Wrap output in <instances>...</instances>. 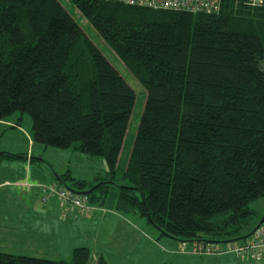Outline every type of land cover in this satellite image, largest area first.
<instances>
[{"label":"trees","instance_id":"16d2710c","mask_svg":"<svg viewBox=\"0 0 264 264\" xmlns=\"http://www.w3.org/2000/svg\"><path fill=\"white\" fill-rule=\"evenodd\" d=\"M68 1L142 86L145 103L125 185L64 173L56 177L65 187L45 186L136 214L177 242L245 238L250 204L264 198V0H220L211 13ZM134 104L129 84L58 0H0V122L28 116L33 143L99 157L112 179ZM13 160L26 157L0 153V163ZM89 259L85 247L69 261L0 252V264Z\"/></svg>","mask_w":264,"mask_h":264},{"label":"rangeland","instance_id":"374dc122","mask_svg":"<svg viewBox=\"0 0 264 264\" xmlns=\"http://www.w3.org/2000/svg\"><path fill=\"white\" fill-rule=\"evenodd\" d=\"M58 1L134 91L135 104L119 159V170L115 177L110 179L105 170V163L99 157H89L79 153L74 148L61 150L51 147L45 148L40 144L33 143L30 118L26 115L22 116L19 113H15L7 120L14 123L16 120V124L20 126L17 127L16 125L13 128H10V126L5 127L4 134L0 136V153L23 154L26 157L25 162L30 160L31 157L33 159L31 166L25 165L22 160H13L11 163L4 162L0 164V182L8 181V179L12 181L14 175L21 174L23 179L27 175L30 185L46 183L47 185L55 184L59 187H65L58 181L56 176L68 173L71 178L78 181H86L92 185L96 184L100 179V181L108 179L117 185H125L126 183L121 179L122 170H124L128 159L131 143L136 135L144 107V89L86 23L76 8L68 0ZM28 153L33 154L31 156ZM68 184L69 182H67ZM38 192L39 197L37 201L39 200L38 202L40 203L42 202L43 193L41 191ZM4 199V192L0 189V205L4 204ZM250 208L255 215L248 222L247 227L240 232V236L248 235L264 219V198L251 203ZM2 210L3 208H0V219L6 221ZM60 210L59 225H55L53 233L50 230L53 234L51 236L52 240L54 242L60 241L61 250L58 254L52 255L51 252L43 254L38 248L36 249L34 243H31L32 247L27 249L20 245L14 247L3 242V235L5 234L6 237V235H11V233H1L3 235H0V252L42 259L69 261L73 249L85 247L90 252L88 264H96L99 257L105 259L108 264H138L139 262L142 264H162L164 262L163 252L167 255V264H192L187 262H191L193 259H177L178 257L172 254L174 250H176V254L180 251V242L166 236H160L157 230L156 235L154 229L136 214L118 213L113 217L115 213L108 212L102 215V213L93 212L92 215L90 214L91 216L85 217L79 213H74L73 210H63L61 208ZM12 211L17 210L13 209ZM31 212L29 216H31ZM63 214H67V216L65 217ZM262 225L264 226V223ZM158 236L161 239L155 241V238L157 240ZM8 242L10 243V241ZM219 245L224 246L225 241L219 243ZM64 248H68L69 252L64 251ZM229 255L223 254L216 257H221L222 261L220 264H245L244 260L238 259L231 254L237 258L234 259ZM180 260H183L182 263H180ZM186 260L187 262H185Z\"/></svg>","mask_w":264,"mask_h":264},{"label":"crops","instance_id":"0c3cea01","mask_svg":"<svg viewBox=\"0 0 264 264\" xmlns=\"http://www.w3.org/2000/svg\"><path fill=\"white\" fill-rule=\"evenodd\" d=\"M16 125H17L16 120L15 123L10 120H5L0 122V136L4 134L6 126L15 127ZM19 126L20 125H17V127ZM28 154L31 155L33 153H28ZM4 162H8V161H3L0 164ZM23 162L25 165L28 164L31 166V164L28 161L27 162L23 161ZM9 163H11V161ZM105 170H106V166H105ZM24 179L21 174H17L14 175L12 181L8 179V181L0 182V189L3 190L5 197L4 202L1 201L4 204L0 205V208H3L2 212H4V216L6 218V221L0 219V235H3L1 233H9V234L11 233V235H6V237L8 238L5 237V234L3 235L4 236L3 242H6L14 247L20 245L23 248H27V249H30L32 247L31 243H34L36 249L38 248L39 251L43 254L49 252H51L52 255L58 254L61 250L60 241L54 242V240H52L51 238V236H53L52 233L53 230L55 229V225L56 226L59 225V217H60L59 212H61V210L59 208L58 201L56 198L52 197L47 202L39 203L38 202L39 200L37 201V198L39 197V192L37 187L45 186L47 184L38 183L37 185H30L27 179V175L25 176ZM13 209L17 211L13 212L12 211ZM30 211H32L31 216H29ZM93 212L102 213V215L108 212L115 213L113 217H115L118 214V212L106 210L104 208H100L97 206L96 207L94 206V209L91 211L90 214L92 215ZM63 215L65 217L67 216V214H63ZM50 230L52 231V233L50 232ZM154 231L156 232L155 229ZM160 239L161 237L158 236V239L156 240L155 238V241H158ZM8 241H10V243ZM64 251L69 252L68 248H64ZM64 251L62 250L63 253ZM172 254L173 255L175 254L176 257H178L177 259H182V258L184 260L188 258L193 259L191 260V262H187V260L185 261L187 263H192V264H220L222 261L220 259L221 257H216V256L198 257L193 255L189 250H183L181 252L179 251L177 254H176V250H174ZM229 256L233 257L234 259H237L231 254ZM163 260L164 262L162 264H167V255L164 252H163ZM182 261L180 260V263H182ZM244 261L245 264H256L251 262L250 260H244ZM138 264H142V263L139 262ZM260 264H264V262Z\"/></svg>","mask_w":264,"mask_h":264},{"label":"built area","instance_id":"2783aa9c","mask_svg":"<svg viewBox=\"0 0 264 264\" xmlns=\"http://www.w3.org/2000/svg\"><path fill=\"white\" fill-rule=\"evenodd\" d=\"M112 2H122L126 5H137L148 7L153 10L175 9V7H185L192 12L204 11L211 13L216 11L220 0H107ZM257 4L261 0H251ZM43 193L42 202H47L49 198L54 197L58 200L59 206L63 210H73L82 216H88L94 209L88 196L76 194L65 188L58 189L54 186H38ZM223 242V241H221ZM221 242L192 241L180 242V252L189 250L198 257H215L223 254H232L241 260H250L253 263L260 264L264 262V226L260 225L254 228L245 238L240 240L225 241L224 246Z\"/></svg>","mask_w":264,"mask_h":264},{"label":"water","instance_id":"95a60500","mask_svg":"<svg viewBox=\"0 0 264 264\" xmlns=\"http://www.w3.org/2000/svg\"><path fill=\"white\" fill-rule=\"evenodd\" d=\"M263 223H264V219L261 220L259 226L262 225Z\"/></svg>","mask_w":264,"mask_h":264}]
</instances>
